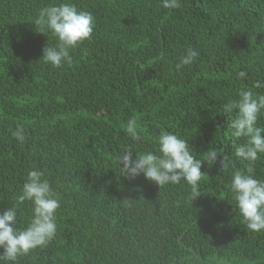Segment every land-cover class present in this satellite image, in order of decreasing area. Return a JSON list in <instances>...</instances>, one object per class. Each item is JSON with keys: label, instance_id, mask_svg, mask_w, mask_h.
Returning a JSON list of instances; mask_svg holds the SVG:
<instances>
[{"label": "trees", "instance_id": "trees-1", "mask_svg": "<svg viewBox=\"0 0 264 264\" xmlns=\"http://www.w3.org/2000/svg\"><path fill=\"white\" fill-rule=\"evenodd\" d=\"M60 0H0V211L16 202L30 170L49 180L60 207L57 231L16 264H264V231L248 230L229 191L243 140L224 105L239 90L264 94V0H71L91 12V38L70 51L72 64L41 58L55 44L32 22ZM188 48L196 60L177 71ZM239 71L246 79H237ZM135 116L141 141L125 132ZM26 130L21 143L12 136ZM264 127V114L258 120ZM161 130L188 139L205 161L201 194L183 180L159 186L143 174L120 173L125 146L155 152ZM230 161L220 170L219 157ZM122 167V164L120 165ZM264 179V155L251 165ZM31 202L18 205L26 227Z\"/></svg>", "mask_w": 264, "mask_h": 264}, {"label": "clouds", "instance_id": "clouds-1", "mask_svg": "<svg viewBox=\"0 0 264 264\" xmlns=\"http://www.w3.org/2000/svg\"><path fill=\"white\" fill-rule=\"evenodd\" d=\"M164 9H177L180 0H161ZM40 33H50L56 39L55 44L43 48L42 59L53 68L64 64H72L70 51L84 40L91 38L95 27V19L91 12L78 10L71 0H60L42 7L32 21ZM199 52L188 48L176 64L177 71L192 64ZM237 79H246L247 73L239 71ZM255 88L264 87L257 81ZM224 110L235 116L229 123L231 135L243 140L235 147L234 156L246 163V170H239L232 165L229 191L248 230L264 231V179L255 178L253 165L264 155V127L258 126V120L264 114V94L251 90H239L238 98L229 100ZM135 116L129 118L125 132L132 141H141ZM12 136L23 143L26 130L17 125ZM155 152L147 150L136 152L133 159V147L125 146L119 156L120 173L129 179L143 174L145 179L156 183L159 188L168 184H178L182 180L191 186L189 200L196 199L201 192L199 184L203 178L202 164L206 161L211 167L218 160L216 148H209L202 158H196L190 149L188 139L161 130L155 137ZM122 164V167L120 166ZM220 170L228 171L230 161L224 154L219 157ZM31 202V216L26 227L17 226L18 205ZM59 200L49 180L39 170H30L23 182L16 202L11 207L0 211V264H16L19 257L27 255L37 247L47 245L54 239L57 231L56 210Z\"/></svg>", "mask_w": 264, "mask_h": 264}]
</instances>
